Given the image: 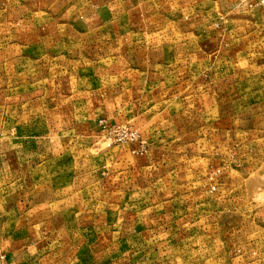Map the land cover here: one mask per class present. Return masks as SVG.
<instances>
[{
	"label": "rangeland",
	"instance_id": "1",
	"mask_svg": "<svg viewBox=\"0 0 264 264\" xmlns=\"http://www.w3.org/2000/svg\"><path fill=\"white\" fill-rule=\"evenodd\" d=\"M0 264H264V0H0Z\"/></svg>",
	"mask_w": 264,
	"mask_h": 264
}]
</instances>
